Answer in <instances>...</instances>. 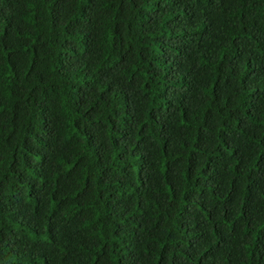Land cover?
Here are the masks:
<instances>
[{
    "label": "trees",
    "instance_id": "trees-1",
    "mask_svg": "<svg viewBox=\"0 0 264 264\" xmlns=\"http://www.w3.org/2000/svg\"><path fill=\"white\" fill-rule=\"evenodd\" d=\"M0 264H264V0H0Z\"/></svg>",
    "mask_w": 264,
    "mask_h": 264
}]
</instances>
